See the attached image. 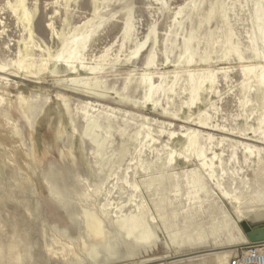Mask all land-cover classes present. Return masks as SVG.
I'll list each match as a JSON object with an SVG mask.
<instances>
[{
  "label": "rangeland",
  "instance_id": "obj_1",
  "mask_svg": "<svg viewBox=\"0 0 264 264\" xmlns=\"http://www.w3.org/2000/svg\"><path fill=\"white\" fill-rule=\"evenodd\" d=\"M0 67V264L264 243V0H0Z\"/></svg>",
  "mask_w": 264,
  "mask_h": 264
},
{
  "label": "built area",
  "instance_id": "obj_2",
  "mask_svg": "<svg viewBox=\"0 0 264 264\" xmlns=\"http://www.w3.org/2000/svg\"><path fill=\"white\" fill-rule=\"evenodd\" d=\"M228 264H264V243L247 245Z\"/></svg>",
  "mask_w": 264,
  "mask_h": 264
},
{
  "label": "water",
  "instance_id": "obj_3",
  "mask_svg": "<svg viewBox=\"0 0 264 264\" xmlns=\"http://www.w3.org/2000/svg\"><path fill=\"white\" fill-rule=\"evenodd\" d=\"M246 241L250 243L264 241V224L251 226L247 221L240 222Z\"/></svg>",
  "mask_w": 264,
  "mask_h": 264
},
{
  "label": "bare ground",
  "instance_id": "obj_4",
  "mask_svg": "<svg viewBox=\"0 0 264 264\" xmlns=\"http://www.w3.org/2000/svg\"><path fill=\"white\" fill-rule=\"evenodd\" d=\"M63 52V51H62ZM61 53V52H60ZM60 57V55H58V58ZM2 67H0V70H1ZM224 199H227L228 201H230L232 204H236V205H241V201L239 202L238 200H234L233 198H230L228 196H224ZM255 203V202H254ZM233 206V205H232ZM255 207H257L256 205H254ZM238 210V209H237ZM251 211H252V216L255 217V218H261V217H264V209H255L253 210V208H251ZM76 212V211H75ZM74 213V212H73ZM241 213V212H240ZM87 217V216H86ZM94 223V222H93ZM97 225H98V221H97ZM90 226V225H88ZM101 226V225H100ZM90 228V227H89ZM96 230V229H95ZM96 233V232H95ZM103 234V233H102ZM246 241V239H245ZM247 243V242H246ZM235 251V249H234ZM225 252V254H228L231 256L232 252L231 249L229 250H226V251H218V252H212V253H209V256L212 257L213 259H215L217 262L220 261V263H222L221 261V256H222V253ZM235 254V252H234Z\"/></svg>",
  "mask_w": 264,
  "mask_h": 264
}]
</instances>
